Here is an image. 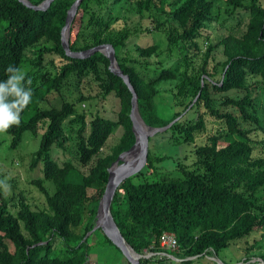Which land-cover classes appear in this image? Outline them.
Wrapping results in <instances>:
<instances>
[{
  "label": "trees",
  "instance_id": "1",
  "mask_svg": "<svg viewBox=\"0 0 264 264\" xmlns=\"http://www.w3.org/2000/svg\"><path fill=\"white\" fill-rule=\"evenodd\" d=\"M74 2L54 0L47 10H36L20 0H0V81L7 79L10 65L28 68L24 73L32 81L27 86L33 92L20 124L6 133L9 147L17 149L27 132L38 136L43 130L30 167L43 164L44 178L32 183L46 197L45 208L33 207L22 193L10 196L0 186V264H91L89 239L97 231L123 255L101 227L85 237L96 223L109 167L135 143L130 116L133 94L124 79L111 71L103 53L87 58L67 55L62 28ZM126 6L142 20L151 19L153 29L145 30L164 34L165 50L152 43L137 46L136 55L131 53L129 39L143 30L124 17L121 9ZM223 13L238 21L213 42L205 30ZM103 43L115 47L148 124L166 126L182 115L157 133L166 136L162 147L194 145L193 161L177 165L182 176L159 177L160 164L169 155L158 154L151 137L145 167L117 189L112 212L118 226L138 252L152 253L141 263L172 264L164 252L197 256L180 261L184 263L208 255L219 257L232 243L248 241L264 229V123L254 95L259 83L264 86V0H83L71 27V49ZM219 47L223 61L214 53ZM47 64L54 70L46 69ZM145 66L157 73L151 76L142 70ZM71 78L78 85L88 81L99 87L98 95L82 92L77 99L82 103L99 96L118 99L116 119L96 113L88 121L77 102L64 97ZM164 92L169 93L168 103L160 102ZM53 95L59 104L51 100ZM118 127L123 133L111 144L108 141ZM199 138L204 140L201 144L196 143ZM72 139L80 167L71 161L61 165L51 152L53 145L65 148ZM47 180L55 185L53 193L45 185ZM163 233L175 235V249L161 245ZM255 241L238 262L264 260L260 239Z\"/></svg>",
  "mask_w": 264,
  "mask_h": 264
},
{
  "label": "rangeland",
  "instance_id": "2",
  "mask_svg": "<svg viewBox=\"0 0 264 264\" xmlns=\"http://www.w3.org/2000/svg\"><path fill=\"white\" fill-rule=\"evenodd\" d=\"M227 6L223 5V9ZM122 13H124L125 18H130V25L139 26L143 32L138 33L137 35L132 36L129 39V50L132 54L136 55L135 49L137 46H146L152 43H159L161 50H165L167 46L166 37L164 34L160 32H156L152 30H145V28L153 29L154 23L149 18L141 19L136 11L131 7H122ZM243 10H239V14L243 13ZM132 18V19H131ZM238 17L229 16L227 13H223L220 21L217 23H213L211 28L205 30V32L210 33V38L213 42H217L222 36L228 34L229 29L232 28L237 23ZM240 18V17H239ZM248 17H245V20ZM145 30V31H144ZM203 45L206 44V38L202 37L200 39ZM215 56L217 60L223 61L225 59L222 47H219L215 52ZM30 56V53L28 52ZM58 59V57H56ZM49 59V57L47 58ZM48 61V60H47ZM54 70L53 66L47 64L46 69ZM28 68H23L22 71L26 72ZM143 71L149 72L150 75H155L157 70L154 67L145 66L142 68ZM167 82H162L161 84H165ZM160 84V85H161ZM83 93L98 95L99 87L95 83L92 84L88 81H84L82 84H77V80L75 78H71L70 81L66 84L63 89L64 97L70 101H76L78 109L80 111H85L88 114V121L91 120L92 116L96 113H100L108 118L116 119L117 113L119 110V100L116 99L113 95H109L106 99L103 100L102 97H96V99L85 101L82 103L78 101V97ZM230 94H237V91H232ZM239 94V93H238ZM169 93H162L160 97L161 103H168ZM254 95L257 97V110L258 115L261 117L264 123V86L262 84H258L257 90L254 91ZM54 96V95H53ZM50 96L51 100L54 101L55 104H59L60 100H56L55 96ZM44 105H50L49 102L44 103ZM66 124H69V119L66 120ZM123 133V128L118 127L113 135L110 137L109 141L111 144L116 141V139L121 136ZM43 130L39 131L38 136L32 135L31 132H27L24 136V140L19 148L11 149L10 146V136L8 134H0V179L5 181L8 185L7 193L12 195L23 194L31 203L33 207L45 208L46 206V197L40 191L39 187L36 184H33L32 181L38 178H44L43 174V164L40 163L36 168L31 169V161H32V152H34L40 144L42 138ZM166 137L163 134L154 135V142L157 143L155 146L159 149L158 154L164 153L169 155L166 160H164L160 164V173L159 177L170 175L172 177H180L182 176L181 170L178 169L177 165L180 161L185 162L186 164H190L194 159V145L181 143V144H171L167 143L163 147L161 143H163V139ZM204 140L199 138L196 143L201 144ZM76 140H70L65 148L56 147L53 145L52 147V155L53 157L62 165L66 161L73 162L76 166L80 167V161L77 158L76 154ZM162 149V150H161ZM158 176V175H157ZM154 176V177H157ZM45 185L48 187L51 193L55 190V185L52 181L47 180ZM93 190L90 189V193ZM264 229L261 231L252 234V236L247 239L240 240L231 244L230 247L226 248L220 253L219 258L230 261L233 260L234 264H261L259 258H252L248 262H238L241 258H246V247L251 244H255V240L260 239V245L263 246L264 251ZM262 237V238H261ZM89 242L92 246L91 252V264H128L125 256H123L117 248H115L112 244L106 241L103 236L97 231L95 234L91 235ZM172 259V258H170ZM174 261L172 264H216L215 261L206 256L204 258L195 260L192 263H184L172 259Z\"/></svg>",
  "mask_w": 264,
  "mask_h": 264
},
{
  "label": "water",
  "instance_id": "3",
  "mask_svg": "<svg viewBox=\"0 0 264 264\" xmlns=\"http://www.w3.org/2000/svg\"><path fill=\"white\" fill-rule=\"evenodd\" d=\"M20 1L33 9L47 10L54 0H44L39 4H34L30 0ZM82 1L83 0H75L71 8L68 10L66 23L62 28V45L67 55L71 57L87 58L97 52H101L109 58V68L112 72L124 79L125 83L128 85L133 94L132 109L130 116L132 119V129L136 137L135 143L131 146V148L126 151H123L109 167L108 182L105 192L99 202L96 223L92 231H90L85 238H87L97 228L101 227L107 237L118 248H120L124 256L130 262V264H142V258L149 257L152 253L142 254L138 252L125 238L112 212L113 200L115 198L117 189L121 185V183L127 178L140 172L145 167L149 156L151 137H153L157 133H161L167 130L176 121H178L182 115L175 118L166 126H152L146 122L140 110L138 93L131 82L130 76L123 71L117 58L116 49L113 44L103 43L91 47L89 49L80 51H74L71 49V27ZM163 255H166L177 261H183L185 259L197 257H177L173 254H169L166 252H164ZM208 256L211 257L213 260L220 262L221 264H226L219 257H217L216 254ZM259 260L261 261V264H264V260H262L261 258H259Z\"/></svg>",
  "mask_w": 264,
  "mask_h": 264
},
{
  "label": "clouds",
  "instance_id": "4",
  "mask_svg": "<svg viewBox=\"0 0 264 264\" xmlns=\"http://www.w3.org/2000/svg\"><path fill=\"white\" fill-rule=\"evenodd\" d=\"M7 79L0 81V134H5L13 126L21 122V114L32 101L30 78H26L19 67L9 66L6 69ZM0 186L7 189L5 181L0 180Z\"/></svg>",
  "mask_w": 264,
  "mask_h": 264
},
{
  "label": "built area",
  "instance_id": "5",
  "mask_svg": "<svg viewBox=\"0 0 264 264\" xmlns=\"http://www.w3.org/2000/svg\"><path fill=\"white\" fill-rule=\"evenodd\" d=\"M161 245L166 248L175 249L178 246V240L173 234L163 233L161 235Z\"/></svg>",
  "mask_w": 264,
  "mask_h": 264
}]
</instances>
